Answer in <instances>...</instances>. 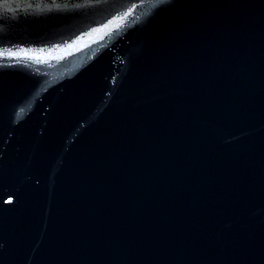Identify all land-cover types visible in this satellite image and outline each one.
<instances>
[{
    "label": "water",
    "instance_id": "obj_1",
    "mask_svg": "<svg viewBox=\"0 0 264 264\" xmlns=\"http://www.w3.org/2000/svg\"><path fill=\"white\" fill-rule=\"evenodd\" d=\"M0 264H264V0H0Z\"/></svg>",
    "mask_w": 264,
    "mask_h": 264
},
{
    "label": "snow or ice",
    "instance_id": "obj_2",
    "mask_svg": "<svg viewBox=\"0 0 264 264\" xmlns=\"http://www.w3.org/2000/svg\"><path fill=\"white\" fill-rule=\"evenodd\" d=\"M10 56H17L19 55V53H9ZM25 55H27V53H25Z\"/></svg>",
    "mask_w": 264,
    "mask_h": 264
}]
</instances>
